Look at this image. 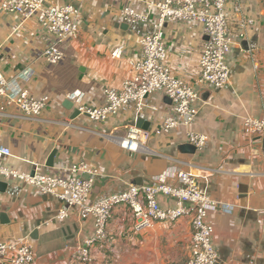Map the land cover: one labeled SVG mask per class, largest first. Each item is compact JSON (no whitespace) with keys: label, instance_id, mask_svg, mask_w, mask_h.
<instances>
[{"label":"crops","instance_id":"obj_1","mask_svg":"<svg viewBox=\"0 0 264 264\" xmlns=\"http://www.w3.org/2000/svg\"><path fill=\"white\" fill-rule=\"evenodd\" d=\"M145 1L47 0L75 3L81 12L77 38L60 45L63 59L54 65L41 56L51 39L36 19L23 20L0 10V71L30 95L49 96L47 106L34 118L0 96V145L10 151L0 154V162L18 171L65 176L70 164L85 161L98 171L90 202L131 184L176 185V173L182 170L194 176L212 199L230 208L217 209L207 217L217 251L214 264H264V140L243 125L244 117L264 113V0L226 4L234 41L226 56L230 80L222 88L196 80L205 40L201 25L195 21L165 24L166 64L173 76L199 95L197 114L188 127L162 129V120L171 112L170 102L160 92L148 94L141 110L129 102L105 121L74 115L76 107L102 104L103 88H119L130 76L129 61L140 56L138 39L152 27L147 22L127 23L125 28L119 12L124 5L143 8ZM120 46L122 56L114 57L113 50ZM74 92L81 99L67 109L63 104ZM139 117L149 122L146 130L136 127ZM129 127L148 133L136 149L119 143ZM188 131L206 134L205 144L190 145ZM52 150L56 151L53 166L47 167ZM0 181L6 183L0 190V215H5L0 216V240L27 236L34 251L30 264H185L190 257V216L136 231L131 208L120 204L107 222L106 239L90 247L91 262H80L75 254L94 233L92 218H82L76 207H67L32 185ZM158 201L163 207L175 203L163 195ZM60 209L67 211L63 219L56 218ZM33 231L35 238L30 236Z\"/></svg>","mask_w":264,"mask_h":264},{"label":"built area","instance_id":"obj_2","mask_svg":"<svg viewBox=\"0 0 264 264\" xmlns=\"http://www.w3.org/2000/svg\"><path fill=\"white\" fill-rule=\"evenodd\" d=\"M80 1V0H75ZM230 0H146L143 8L124 5L119 17L125 23L151 22L152 30L138 39L140 56L131 59V74L121 82L119 88H103L104 101L94 107L79 106L92 121H105L118 114L120 109L133 102L135 109L141 110L145 97L160 92L170 100V112L162 120L161 127L168 131L177 125L188 127L194 120L198 108V92L183 79L173 76L166 64L167 52L163 42L164 26L168 22L195 21L202 27L205 37L199 54L197 74L198 83H207L222 88L229 83L230 73L226 56L233 43L230 35L225 7ZM0 10L18 14L23 20L35 18L40 27L50 37V43L41 56L51 65L63 59L60 45L69 39H76L79 33L81 12L72 2L51 4L47 0H2ZM243 37L244 33L239 34ZM122 47H116L112 55L120 57ZM30 75L26 73L23 78ZM16 78H13V81ZM8 81L0 71V96L8 103L18 107L27 117L40 115L49 103L48 95L32 96L24 89ZM79 101L81 94L71 93L67 97ZM243 125L247 132L264 140V113L260 117L246 116ZM148 133L129 127L127 134L119 139L122 147L136 149ZM187 139L195 148L202 147L207 135L188 131ZM0 154L9 155L7 147L0 145ZM98 171L85 161L72 163L67 174L51 175L34 171L32 174L18 171L0 162V178L21 181L36 187L41 193L50 194L63 201L67 207H76L82 218L91 217L94 233L78 247L75 258L83 263L91 262L90 247L107 237L106 225L113 209L128 205L136 222L134 230L150 228L155 222H171L178 218L191 217L190 257L185 264H214L217 251L213 245V226L207 220L208 214L217 209L229 211L227 205H221L198 186L194 176L182 170L177 171L176 185L155 182L148 185L131 184L126 189L109 194L98 200L89 201L94 178ZM172 198V206L163 207L158 196ZM67 215L66 209H60L57 219ZM34 258L33 247L27 236L10 240H0V264H30Z\"/></svg>","mask_w":264,"mask_h":264},{"label":"water","instance_id":"obj_3","mask_svg":"<svg viewBox=\"0 0 264 264\" xmlns=\"http://www.w3.org/2000/svg\"><path fill=\"white\" fill-rule=\"evenodd\" d=\"M120 26L122 27V25H120ZM124 26L126 28L128 26V24L127 23H124ZM167 100L170 102V100L168 98H167ZM63 105L64 106L67 105L66 108L67 109H71V107L74 105V103L71 100H66ZM78 114H84L85 116H87L86 113L81 112L80 109L78 107H76V109H74V115L76 116ZM135 125H136V127H139V128H142V129L146 130L148 128L149 122L148 121H145L143 118L139 117L136 120ZM55 152H56L55 150H52L50 152V154L48 155V157L46 159L45 166H47V167H52L53 166V160H54ZM32 173L33 172H31V174ZM5 185H6L5 182L0 181V190H3V188L5 187ZM0 216H1V218H3L5 215L2 213ZM35 234H36V231H33V233L30 236L32 238H35L36 237Z\"/></svg>","mask_w":264,"mask_h":264}]
</instances>
